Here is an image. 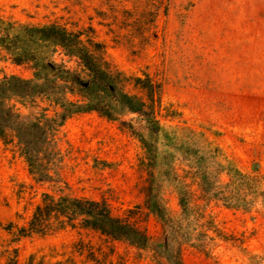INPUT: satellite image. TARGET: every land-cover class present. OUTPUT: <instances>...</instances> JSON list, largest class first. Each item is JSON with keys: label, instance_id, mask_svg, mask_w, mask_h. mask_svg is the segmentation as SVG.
Returning a JSON list of instances; mask_svg holds the SVG:
<instances>
[{"label": "rangeland", "instance_id": "374dc122", "mask_svg": "<svg viewBox=\"0 0 264 264\" xmlns=\"http://www.w3.org/2000/svg\"><path fill=\"white\" fill-rule=\"evenodd\" d=\"M53 22L93 37L127 77L145 72L160 82L161 105L154 119L113 104L111 118L61 120L45 97L14 98L22 120L57 125L40 154L50 178L40 181L17 140H0V264H172L151 246L90 230L22 236L44 193L104 200L118 216L131 210L150 238L163 233L145 207L157 199L174 222L179 264H264V0H170L145 42L120 29L102 0H0V27L11 33ZM10 75L33 78V70L0 48V78ZM130 82L127 91L139 95Z\"/></svg>", "mask_w": 264, "mask_h": 264}, {"label": "trees", "instance_id": "16d2710c", "mask_svg": "<svg viewBox=\"0 0 264 264\" xmlns=\"http://www.w3.org/2000/svg\"><path fill=\"white\" fill-rule=\"evenodd\" d=\"M102 4L107 7L114 22L120 18V29L129 28L130 34L145 42L148 40L146 34L154 27L158 17L167 16L170 0H102ZM127 4L132 10L126 8ZM97 16L103 18L106 15L97 12ZM0 28V48L15 65L33 70V78L15 75L0 78V140L4 143L12 142L13 138L17 140L29 172L36 180L50 178L40 154L49 145L48 134L53 130L52 126L57 125L56 119L44 116L43 120H22L15 102H11L14 98L29 99L35 103V98L45 97L61 107V120L76 112H96L111 118L113 104H120L139 115L148 113L154 119L155 108L161 105V83L145 72H142L143 78H131L114 69L103 58V45L84 31L74 32L56 22L23 26L22 36L11 33V26ZM54 54L65 57L66 61H55ZM68 62L73 65L68 66ZM131 80L139 95L127 91ZM180 205L183 208L186 206L185 196H181ZM145 207L163 227L159 238H150L145 230L139 228L133 220L134 216L130 215L131 210L118 216L111 212L104 200L69 195L55 197L44 193L26 226L19 229V234L45 235L66 228L90 230L108 241H124L140 249L151 246L155 254L166 256L172 264H179L180 244L169 235L174 230L172 218L157 199L147 198ZM171 240L173 244H170ZM93 261L100 264L97 258ZM67 264L75 263L68 260Z\"/></svg>", "mask_w": 264, "mask_h": 264}]
</instances>
